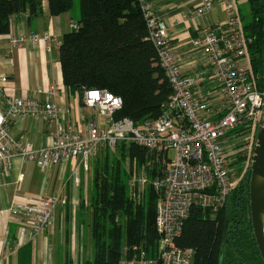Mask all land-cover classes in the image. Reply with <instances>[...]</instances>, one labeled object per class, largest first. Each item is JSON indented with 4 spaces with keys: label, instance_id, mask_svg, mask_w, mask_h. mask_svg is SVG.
I'll list each match as a JSON object with an SVG mask.
<instances>
[{
    "label": "built area",
    "instance_id": "2783aa9c",
    "mask_svg": "<svg viewBox=\"0 0 264 264\" xmlns=\"http://www.w3.org/2000/svg\"><path fill=\"white\" fill-rule=\"evenodd\" d=\"M140 1L148 39L172 89L161 105L160 114L139 124L129 117H117L123 107L122 97L107 89L90 88L85 90L83 100L84 105L95 109V114L86 121L87 131H80L62 103L53 98L57 91L65 90L63 83L51 85L44 99L22 97L5 93L1 83L7 82L8 77L1 76L0 184L19 157L36 162L43 169L78 158L79 165L75 168L78 178L80 166L89 168L102 150L112 149L122 141L162 154L163 158L167 156L164 172L150 181L159 193L158 255L148 259L141 252L139 260L136 259L139 264H194L196 249L177 245L176 238L192 208L217 213L237 185L238 180L231 175V150L242 141L254 142L264 108V89L252 67L248 50L251 39L244 32L240 8L245 0H198L192 15L207 14L218 6L227 14L224 21L208 27L204 36L192 41L194 48L203 50L208 61L199 74L183 72L184 64L171 45L168 25L158 17L151 0ZM73 25L78 27L76 23ZM10 39L15 46L29 40L46 42L50 49L53 43L57 42L58 46L62 43L50 32H23L19 36L11 35ZM201 83L208 88L202 95ZM216 102L219 106L212 110ZM28 117L56 122L50 143L38 147L14 135L11 119ZM170 150L174 151L172 158L168 155ZM147 182V173L131 182L135 199L140 195L137 187H144ZM67 201V195L58 191L52 195L22 197L13 207L23 212L25 224L39 234L50 224L55 209Z\"/></svg>",
    "mask_w": 264,
    "mask_h": 264
},
{
    "label": "trees",
    "instance_id": "16d2710c",
    "mask_svg": "<svg viewBox=\"0 0 264 264\" xmlns=\"http://www.w3.org/2000/svg\"><path fill=\"white\" fill-rule=\"evenodd\" d=\"M44 1H48L52 15L72 10L76 2L0 0V35L11 32L13 15L22 12L39 15ZM242 7L244 32L251 39L248 50L252 67L264 89V0H248L246 16ZM79 10L75 22L78 27L64 34L60 45L66 88L77 93L83 105L84 92L90 88L107 89L121 96L123 107L117 117H129L137 124L157 117L172 89L148 39L141 1L79 0ZM117 146L137 157L140 163L155 162L158 155L163 157L132 142L122 141ZM99 155L94 161L95 167L93 165L90 198L95 253L93 259L84 264H125L124 260L138 259L141 252L148 259L157 257L160 236L156 230V200L159 194L149 182L138 203L131 196L123 174L111 169L109 161L102 166L97 162ZM148 172L155 178L163 171L153 168ZM249 194L250 181L244 175L217 213L192 208L176 243L196 249L194 264H264L248 216Z\"/></svg>",
    "mask_w": 264,
    "mask_h": 264
},
{
    "label": "crops",
    "instance_id": "0c3cea01",
    "mask_svg": "<svg viewBox=\"0 0 264 264\" xmlns=\"http://www.w3.org/2000/svg\"><path fill=\"white\" fill-rule=\"evenodd\" d=\"M158 17L166 22L170 42L175 53L182 59L183 72L199 74L207 67L208 61L201 48H194L192 41L204 36L205 29L227 18L219 6L204 15H192L198 0H151ZM78 14L67 11L59 15L50 13L48 1H44L42 12L31 16L22 12L11 17V32L0 35V77L6 75L8 81L1 83L7 94L46 98L51 85L63 83L60 62V46L46 42L27 41L15 46L10 36L23 32H50L58 40L72 31ZM65 86V84H64ZM199 91L208 92L201 83ZM62 103L69 119L75 121L77 129L86 131L85 123L94 117L95 109L83 105L77 93L59 90L53 97ZM219 103H213L217 109ZM11 128L17 137L29 145H46L53 139L56 122L11 119ZM79 165L77 158L53 166L41 168L36 162L16 158L14 167L4 176L0 184V264H84L94 257L92 236L91 193L93 177L83 166L75 180ZM94 164H92L93 167ZM92 181V183H91ZM62 191L68 197V204L56 211L53 223L43 233L37 235L25 224L23 212L13 207L17 199L52 195ZM125 264H139L136 257Z\"/></svg>",
    "mask_w": 264,
    "mask_h": 264
},
{
    "label": "rangeland",
    "instance_id": "374dc122",
    "mask_svg": "<svg viewBox=\"0 0 264 264\" xmlns=\"http://www.w3.org/2000/svg\"><path fill=\"white\" fill-rule=\"evenodd\" d=\"M242 6H243L242 7L243 12L246 16L248 13V0H245L244 4ZM72 10L75 11L79 16V14H80L79 0H76L75 5H74ZM72 27H74V25H72ZM56 43L57 42H55V45H56ZM71 121H72V119H71ZM85 129H87L86 123H85ZM252 144L254 145L253 141L252 142L251 141H242L239 144L235 145L231 150V160H232L231 175L234 179L238 180V183H239L240 179L242 178V176L244 177V175L248 169V166L250 164L251 155H252V152H251ZM100 154L101 155H99V159L97 160V162L99 161L100 164H102V166H104V165H107V163L109 161L110 165L113 166L111 169L119 170L123 174V178L127 184V187H129V189L131 186V182L135 178H138L139 175H141L142 173H147V175H148L149 169L152 170L153 168H156L158 170V172H162V171L164 172V170L166 169L167 164H168V162H167L168 157L166 156L165 158H163L162 156H159V155L157 158H155V162H157V163L153 162L154 160H148L147 162L140 163V161L137 157L131 156L129 154V152H126V153L123 152L122 148H120L119 146H115L114 148L110 149L109 152H106V153L101 152ZM168 155L171 158L174 157V151L170 150ZM92 164H94V162ZM92 164L90 165L89 168H85L86 170H89V180H90V176L94 175ZM154 165H156V166L154 167ZM94 167H95V165H94ZM80 171H81V167L78 170V176H79ZM148 177H149V182H150L151 179H153V178H151L149 175H148ZM75 180L78 181V178L75 177ZM79 180H80V176H79ZM149 182H147V183H149ZM91 183H92V181H91ZM147 183L144 185V187H140L139 189L137 187V191L140 190V195H139V197L136 198V201L138 203L142 201L143 191L146 192V190H147V187H146ZM93 184H94V182H93ZM130 194L132 196L131 189H130ZM157 194H159V193L157 192ZM157 201H158V199L156 200V202ZM68 202L69 201H67L66 204L59 205L55 209L54 216H53L50 224L47 225L44 230H46L48 227H50V225L53 223L55 215H56V211L60 207L66 206L68 204ZM41 233H43V232H41ZM41 233H39V234H41ZM39 234H37V235H39Z\"/></svg>",
    "mask_w": 264,
    "mask_h": 264
},
{
    "label": "water",
    "instance_id": "95a60500",
    "mask_svg": "<svg viewBox=\"0 0 264 264\" xmlns=\"http://www.w3.org/2000/svg\"><path fill=\"white\" fill-rule=\"evenodd\" d=\"M245 177L250 181L248 216L252 220L254 237L264 262V108Z\"/></svg>",
    "mask_w": 264,
    "mask_h": 264
}]
</instances>
